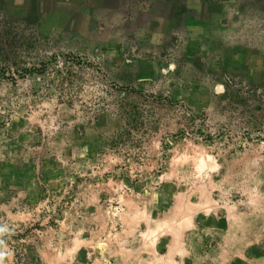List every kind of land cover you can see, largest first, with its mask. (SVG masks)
<instances>
[{
    "label": "rangeland",
    "instance_id": "rangeland-1",
    "mask_svg": "<svg viewBox=\"0 0 264 264\" xmlns=\"http://www.w3.org/2000/svg\"><path fill=\"white\" fill-rule=\"evenodd\" d=\"M0 264H264V0H0Z\"/></svg>",
    "mask_w": 264,
    "mask_h": 264
}]
</instances>
